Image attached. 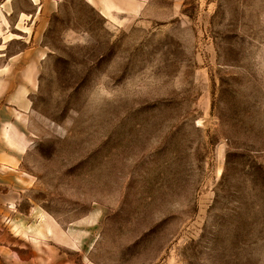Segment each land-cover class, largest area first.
I'll use <instances>...</instances> for the list:
<instances>
[{"label":"rangeland","instance_id":"rangeland-1","mask_svg":"<svg viewBox=\"0 0 264 264\" xmlns=\"http://www.w3.org/2000/svg\"><path fill=\"white\" fill-rule=\"evenodd\" d=\"M114 3L34 31L26 196L67 264H264V0Z\"/></svg>","mask_w":264,"mask_h":264},{"label":"crops","instance_id":"crops-1","mask_svg":"<svg viewBox=\"0 0 264 264\" xmlns=\"http://www.w3.org/2000/svg\"><path fill=\"white\" fill-rule=\"evenodd\" d=\"M29 1L28 7H12L16 13L12 26L4 23L1 28L0 23V264H67L61 233L46 217L38 216L25 194L26 177L21 169L30 138L29 95L36 78L31 40L41 16L61 0ZM87 1L103 15L114 13V0ZM12 41L22 42L23 47L8 53Z\"/></svg>","mask_w":264,"mask_h":264}]
</instances>
